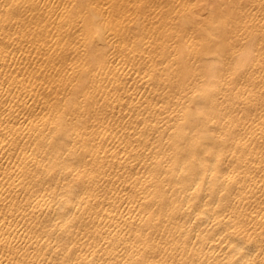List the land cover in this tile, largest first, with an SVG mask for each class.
Here are the masks:
<instances>
[{"label": "bare ground", "instance_id": "6f19581e", "mask_svg": "<svg viewBox=\"0 0 264 264\" xmlns=\"http://www.w3.org/2000/svg\"><path fill=\"white\" fill-rule=\"evenodd\" d=\"M0 264H264V0H0Z\"/></svg>", "mask_w": 264, "mask_h": 264}]
</instances>
